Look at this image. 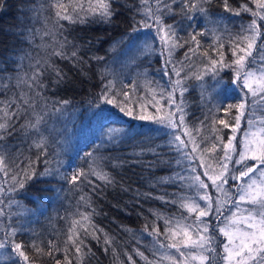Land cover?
<instances>
[{
	"label": "trees",
	"instance_id": "obj_1",
	"mask_svg": "<svg viewBox=\"0 0 264 264\" xmlns=\"http://www.w3.org/2000/svg\"><path fill=\"white\" fill-rule=\"evenodd\" d=\"M54 3L55 0H0V69H4L0 71V123L11 125L7 131H0V155L7 164V174L0 170V239L15 229V243L24 246L31 264H55L57 259L66 264L65 257L71 264H79L80 254L68 240L69 229L78 221L77 243L82 241L81 250L87 253L83 264H163L162 252L171 243L166 230L178 221L192 224L195 219L194 214L181 207L199 195L194 178L199 176L207 184L202 165L221 161L224 155L217 137L227 143L235 136L239 149L248 121H255L254 117L247 118L264 115V107L247 108L238 134H233L237 110L225 109L240 99L239 89L232 91L234 73L230 68L218 76L206 71L210 61L220 60L221 54L227 64L236 59L234 47L237 43L246 47L241 38L251 35L244 30L253 19L260 26V35L253 49L255 61L249 67L258 70L264 64L258 55L264 45V20L252 15L254 11L264 15V10L252 0H210L202 4L204 13H189L194 17L190 21L183 0H162L161 4L157 0H148L147 4L141 0H113L116 15L111 23L88 17L89 22L74 24L67 20L57 22ZM148 8L151 18L146 14ZM156 17L161 18L162 25H173L181 37L179 43L183 47L172 50L171 56L169 47L160 39L162 33L157 32L162 25L156 24ZM58 25H63V29ZM191 35H196L199 47L191 41ZM65 36L78 50L75 59L52 55ZM189 48L195 49V54ZM72 50L71 45L64 49L69 56ZM186 52L189 59H185ZM237 55L243 53L237 50ZM169 60L171 63L166 64ZM181 62L183 71L176 77L171 69L173 65L180 68ZM37 68L43 71V88L31 81ZM54 69H59L64 77L59 83ZM195 74L202 78L196 79ZM21 79L23 82H19ZM177 79H182V87L187 90L181 95V87H176L175 103L170 104L168 93ZM123 93L136 102L128 105L135 108L131 117L104 102L105 95L123 101ZM153 96L159 101L156 106ZM65 100L69 101L67 105L60 103ZM261 102L264 104L260 98L254 103ZM140 104L146 106L143 114H151L154 120L135 119L141 112ZM177 105L183 113L176 111ZM169 112L175 113V128L167 121L155 120ZM40 117L43 119L37 132L29 124ZM221 120L229 127L225 128ZM177 136L180 140H176ZM41 137L45 140L43 152L36 146ZM192 138L199 145L196 152H192ZM214 143V153L201 151ZM30 161L37 172L48 167L58 170V174L46 178L50 181L47 184L9 191L14 187L12 176ZM232 168L230 164L229 170ZM77 170H83L86 176L76 184L62 178H70ZM100 175L108 180L100 179ZM230 180L228 184L234 187L236 180ZM205 191L212 198L214 212L217 201L224 197L217 199L211 186ZM225 200L228 202V196ZM227 206L223 204L222 213ZM82 215L89 219L83 220ZM166 220L171 223L166 224ZM208 222L216 249L210 255L215 258L214 264H220L222 236L212 215ZM153 228L160 235L153 233ZM106 239L110 243L106 244ZM49 241L53 246L51 256L47 254ZM161 243L165 246L161 247ZM33 244L43 253L38 254ZM0 264L22 261L5 248L0 249Z\"/></svg>",
	"mask_w": 264,
	"mask_h": 264
},
{
	"label": "snow or ice",
	"instance_id": "obj_2",
	"mask_svg": "<svg viewBox=\"0 0 264 264\" xmlns=\"http://www.w3.org/2000/svg\"><path fill=\"white\" fill-rule=\"evenodd\" d=\"M185 4V15L191 21L194 19L192 15L189 13L199 11L204 13L206 10L202 7L203 3H209L210 0H198V2H193V0H183ZM252 2L256 5L258 9L264 10V0H252ZM142 4H147L148 0H141ZM162 0H157V4H161ZM87 7H85V0H67V3L64 0H55V3L52 4V7L56 9L55 16L57 22L60 20H67L71 23H87L89 22L88 17L92 18V21H98L101 23H111L113 17L116 15V11L113 7V0H86ZM165 8L169 6L167 4L163 5ZM227 7V4H226ZM159 10V9H158ZM247 11H252L251 9H246ZM146 14L151 18L152 11L151 8L146 10ZM238 14V13H237ZM253 17H259L261 20H264V15H261V12L254 11L252 12ZM155 22L157 25H162V20L160 17L155 18ZM62 30L63 25H58ZM146 27H150V25L145 24ZM191 27V24L189 25ZM259 25H257L256 20L253 19L252 23L248 26V29L244 30L250 32L251 35H244L241 39L242 42L246 44V47H240V44L237 43L233 50V55L236 56L231 64H227L223 60V54H221L220 60H211L210 61V69H206V71L210 70L214 76H218L219 73L225 69L230 68L234 73V77L231 81L233 85L232 91H236L237 95L240 96V99L235 104H229L225 111H229L233 108L237 110V115L234 117L235 126L233 127V133L240 127L241 119L245 114L248 101L246 99L247 93H251L253 97L264 93V64L259 66V75H257V71L253 70V68L249 67V65L253 64L255 61V57H253V49L256 46L257 36L259 33ZM136 31V29H133ZM157 32L162 33L160 39L164 42L165 45L169 47V56L172 54V50L177 47H183V44H180L179 41L181 37H179L174 29L173 25H162L157 28ZM18 35L23 36V33H19ZM32 33L29 32V36ZM44 35H49V33L45 32ZM203 35V33H200ZM191 41L197 44L199 47V41L196 40V35H191ZM184 43H188V41H184ZM71 45L74 49L71 51V55L69 56L64 49L66 46ZM76 46L72 44L71 41L65 36L61 42H59V50L54 51L52 55L58 56L61 59H75L78 56V50H75ZM237 50L243 55H237ZM189 52L195 54V49L189 48ZM207 55V53H205ZM258 55L261 60L264 61V45H262L258 50ZM249 57H252V60H248ZM96 59H103L102 57H97ZM185 59H189L188 52L185 53ZM39 64V61L36 62ZM167 63H171V61H166ZM56 72V82H61L64 77L59 69H54ZM0 71H4V69H0ZM172 73L176 77L181 76V72L183 71V63L181 62V67L176 68L173 65L171 69ZM43 74L42 69L37 68L31 77V81L33 85H36L40 88H43L44 85L40 81V76ZM164 75H169V71L166 69ZM196 79H201L202 77L199 74H195ZM242 80V84L240 83ZM19 82H23L21 79ZM219 82V81H218ZM175 87H173L172 91L168 93V101L169 103H175L174 100V92L176 91V87H181V95L183 91H186V88L182 87V79H177L175 82ZM253 84L256 87H253ZM32 85H30L31 87ZM243 89H247V92H243ZM107 86L105 88V92H107ZM225 92L227 94L228 89L227 86L225 88ZM124 99L123 101L115 99L113 97H109L108 95L104 96V102L108 105H113L115 108L119 110L120 113H123L126 116H133L135 108L129 107V104H135L136 102L131 99L128 93H123ZM155 101V96L152 98ZM261 100H264V96H261ZM63 105H67L69 101L65 100L60 102ZM183 103V101H181ZM159 101H155L154 106L158 105ZM145 105L140 104L141 112L140 114L135 115V119L142 121H152L154 117L151 114H143L145 110ZM160 109L157 107V112ZM176 111L183 113V109L180 105H177ZM5 116H8V112L5 111ZM15 115V113H13ZM175 113L169 112L166 113L163 117L155 118L157 123H163L167 121L169 125L173 128L177 127V124L174 122L173 117ZM42 117L38 118L35 123H30L29 127L36 129L39 132L38 125L42 122ZM180 123L183 124V115L180 116ZM221 124L224 125L225 128L229 127V124L221 120ZM264 123V121H262ZM248 124L251 126L253 121L249 120ZM11 125L0 123V131H7ZM191 137V133H187ZM3 139V136L0 135V140ZM235 136L228 139L227 143L223 142V138L217 137L222 144V150L224 152V156L221 161H218V166L220 167V171L216 174H210L209 170L215 172V169L211 164L202 165L206 168L203 175L206 176L210 181L212 186H214L218 191L223 192V185L231 180H241L245 177L248 178V181L239 187V197L238 200L235 201L237 205L240 203H246L252 205L253 207L247 209V215H236L233 213L232 216L227 217V223L224 227L219 228V232L223 234L227 239V243L223 244V256L222 260L224 264H264V128H259L255 132H247L245 134V138L240 142L241 147L238 149L237 145L233 143ZM176 140H180V137L177 136ZM192 152H196L199 148V145L196 144L195 139L192 138ZM184 147H187L184 144V141H180ZM45 140L41 137L39 143H37V147L44 151ZM217 149V144H212L211 148H205L201 151L212 152L214 153ZM87 155H91L88 153ZM233 155H235L236 159H233ZM248 161H253L255 163L249 165ZM47 163V161H45ZM233 164V168L231 171L229 170V164ZM239 165L240 167H236ZM7 164L5 161V157L0 155V170H5V174H7ZM238 173V175L236 174ZM58 174V170H53L48 167L42 172H37L33 163L30 161L27 166L22 167L19 171L12 176V181L14 187L10 188L9 191H18L19 189H26V186L32 184H47L50 181L46 178H55ZM93 175H97L93 171ZM257 175L259 179H257ZM86 174L83 170H77L74 174L69 178L67 176H62L63 179L69 180V182L76 184L77 181L81 179V177H85ZM19 177V179L17 178ZM100 179L108 180L107 176L100 175ZM194 180L198 184V188L207 189L209 187L203 180L200 179L199 176H196ZM109 183L111 181H108ZM42 191V190H41ZM227 195V193H225ZM38 199L40 197H37ZM83 199V197H82ZM200 200L205 201V205L201 207L200 204L196 202H184L181 204V207L185 208L189 213H195V219L192 224H183L179 221L176 223L174 227H170L166 230V235L169 240L172 242L167 245L169 249H175L179 256L182 257V260H177L175 256L168 255L166 258L172 261V264H214V257L210 254L216 251L214 244V236L211 234L209 224L210 222L205 221L204 218L210 217L213 213V201L212 198L205 193L200 196ZM219 204V201H217ZM215 212L219 215L221 214V209L219 206L215 208ZM2 214V211H0ZM83 220H88V215H82ZM166 224L171 223V221L166 220ZM79 224L78 221L73 222V226L69 229L70 235L68 236V240L71 241L76 247V253L79 255V264H83V256L87 255V253H83L80 247L82 241L77 243L79 239L78 234L75 233V226ZM243 225V227H241ZM81 227H83L81 225ZM102 231V230H101ZM87 232V229H85ZM153 233L157 236L160 235L159 230L153 228ZM16 235V230L13 229L10 233L6 235V238L0 239V249L10 248L11 252L18 256L22 261V264H31L29 256L24 251V246L21 243H15L14 237ZM75 236V239H74ZM105 243H110L109 240H105ZM49 251L48 255H52L53 246L52 242L49 241ZM161 247H164L161 243ZM35 248L36 252L43 253V249L39 248L35 244L32 245ZM187 251H184V250ZM108 249H105L107 251ZM90 251V250H89ZM142 258L147 261V257H144L142 252H138ZM129 260H132V257L129 256ZM66 264H71V261L67 260L65 257ZM55 264H61L60 260H56ZM133 264L135 262L133 261ZM148 264H152V262H148Z\"/></svg>",
	"mask_w": 264,
	"mask_h": 264
},
{
	"label": "rangeland",
	"instance_id": "obj_3",
	"mask_svg": "<svg viewBox=\"0 0 264 264\" xmlns=\"http://www.w3.org/2000/svg\"><path fill=\"white\" fill-rule=\"evenodd\" d=\"M253 70H255V69H253ZM256 71H257V75H259V71L258 70H256ZM240 83L242 84V80H241ZM253 87H256V85L253 84ZM239 91H240V89H239ZM243 92H247V89H243ZM261 96H264V93H261L260 95H258L256 97H253L251 95V93H247V97H246V99L248 101L247 108H252L253 109V106H254V108H256L255 105H258L257 107H259V108L264 107V104L262 102L258 103V104L254 103L258 99H260ZM247 108H246V112H247ZM259 108H256V109L258 110ZM251 117H254L255 121L253 122V124L251 126L249 125L250 127L249 126L247 127V130L244 133H242L241 141L244 140L245 134L247 132H255L259 128H264V123H262V121H264V115L260 116V114H257V116H255V115L249 116L247 119H250ZM238 129L233 134H238ZM233 143H234V140H233ZM240 147H241V145H240ZM236 158H238V157L233 155V159H236ZM248 163H249V165H251V164H253L255 162L248 161ZM209 164H211L212 167L215 169V172H212L211 170H209L210 174H216V173H218L221 170L220 167L218 166V162H212V163H209ZM205 170H206V168H205ZM256 178L259 179V176L257 175ZM247 181H248L247 177H245V178H243L241 180H236V183H235L234 187H233L232 184H231L232 186L230 184H228V183L224 184L223 185V190L224 191L221 192V191H218L214 186H212L211 181L208 179L207 184L209 186H211V188L213 189V193L218 196L217 199H222L224 197L223 201L219 200V204H217L220 207V209H222L223 204H227L228 205L223 213L221 212V214H219V215L215 211L212 213V216L216 219V223L218 224V228L224 227L225 224L227 223V217L232 216L233 213H235L236 215H247V211L246 210L253 207L252 205H249V204H246V203H240L239 205H237L235 203V201L238 200V197H239V194H240L239 187L241 185L245 184ZM230 182H231V180H230ZM229 185H230V187H228ZM197 189L199 191V195L197 196V198L195 199L194 202L200 204L201 207H203L205 205V201L200 200V196L204 195L206 193V191H205V189H200V188H197ZM225 193H227V195H225ZM233 194L235 195L234 199H233ZM227 196H228V202H226V200H225V197L227 199ZM191 214L196 215L195 213H191ZM208 218L209 217L204 218L205 221H208ZM183 224H186V223H183ZM241 227H243V225H241ZM220 235L222 236V240H223V242L221 244L222 253H221V256H220L221 257L220 258V264H224V262L222 260V256L224 254L223 253V244L227 243V239H226V237L223 236V234L220 233ZM170 242H172V241L170 240ZM184 251H187V250L185 249ZM168 255L175 256L177 260H182L183 259L182 257L179 256V253H177L175 249H168V250H165L164 252H162V257L165 259V262L163 264H172V261H170V260H168L166 258Z\"/></svg>",
	"mask_w": 264,
	"mask_h": 264
}]
</instances>
